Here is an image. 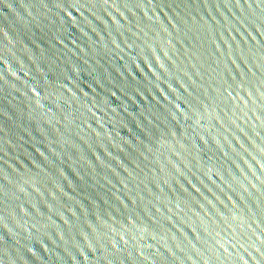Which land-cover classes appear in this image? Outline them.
Returning <instances> with one entry per match:
<instances>
[{"label": "water", "instance_id": "95a60500", "mask_svg": "<svg viewBox=\"0 0 264 264\" xmlns=\"http://www.w3.org/2000/svg\"><path fill=\"white\" fill-rule=\"evenodd\" d=\"M0 264H264V0H0Z\"/></svg>", "mask_w": 264, "mask_h": 264}]
</instances>
